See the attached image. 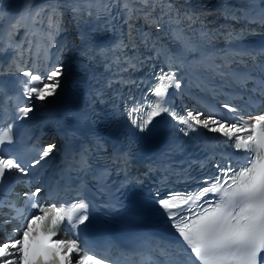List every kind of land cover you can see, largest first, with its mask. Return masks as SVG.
<instances>
[{
  "label": "snow or ice",
  "instance_id": "1",
  "mask_svg": "<svg viewBox=\"0 0 264 264\" xmlns=\"http://www.w3.org/2000/svg\"><path fill=\"white\" fill-rule=\"evenodd\" d=\"M95 3L96 0H80L71 5L72 11L74 15H83L87 11L91 16ZM100 3L102 10L111 14V5L104 4L103 0ZM117 6L127 15V22L142 18L154 30L163 31L167 24L170 32L175 26L177 37L182 35L179 25L195 19L178 8L173 0H117ZM61 7L57 0L38 10L32 18V27L40 25L50 34L59 32L63 27ZM261 20L264 22V15ZM127 46L133 47L131 44ZM184 48L191 51L190 41L184 42ZM170 61L169 70L161 69L159 75L154 76L156 83L148 89L152 102L146 105L142 102L132 109L135 118L131 125L135 130L143 133L152 125L154 118L167 115L184 125L179 130L185 135L198 128L206 129L232 141L234 148L245 150L255 159L248 160L246 166L238 171L231 165L226 168L217 165L221 175L214 180H206V187L194 194L173 193L172 198L160 200V206L171 213V219L180 220L182 226L178 230L191 249L193 264H260L259 254L264 251V112L249 119L243 115L227 119L215 112L205 115L202 111L192 110L184 115L177 113L169 105L167 93L171 88L181 89L182 85L171 71L177 65V58L172 57ZM17 73L25 79L15 119H26L35 109L34 102L43 103L57 94L63 65L57 63L43 73L17 68ZM261 91L264 92V87ZM222 107L231 113L240 112L238 107L228 102ZM13 140L11 123L0 128V145L11 144ZM56 147L52 143L41 145L36 149L37 154L27 162L20 150L9 156L0 152V188L13 176L19 179L28 177L32 169L42 161L46 162ZM42 191V186L24 191L23 208L15 199L7 203L0 199V211L5 207L10 209L9 218L3 223L20 222L0 240V264H106L104 258L96 253L90 255L82 249L77 239H54L65 221L72 229H78L89 221V204L85 199L78 196L77 202L66 208L55 204L45 206L41 200ZM208 194L218 197L215 203L201 202L202 197ZM173 199H179L180 203L173 202ZM193 203L201 211L192 208L190 205ZM28 209L34 211L29 212ZM185 210L191 215H183ZM182 260L180 257L177 264H182Z\"/></svg>",
  "mask_w": 264,
  "mask_h": 264
},
{
  "label": "bare ground",
  "instance_id": "2",
  "mask_svg": "<svg viewBox=\"0 0 264 264\" xmlns=\"http://www.w3.org/2000/svg\"><path fill=\"white\" fill-rule=\"evenodd\" d=\"M49 2L56 3L57 0H0V67L13 69L16 72L18 88L22 93L25 77L17 73V68L43 73L52 65L57 63L63 65L57 94L43 103L34 102V111L24 119L36 120V125L44 123L51 125L45 129V135H50L54 139L53 144L57 145L50 156L53 162L52 168H56V165L62 162L65 148L73 134L69 123L59 118L57 109L67 98L73 96L78 87L81 60L89 49L90 37L85 24V14L74 15L72 11L71 5L80 0H58L63 13V27L59 32L53 31L50 34L40 25L32 27L31 21L35 13L44 9ZM173 2L195 18L193 21H184L179 25L182 35L176 36L175 26L170 32L167 24L163 31L152 32L148 25H142L132 32L133 29H130L131 26L127 22V32L130 36H137V41L132 43L144 53L158 56L157 61L164 71L169 70L170 58H177V65L173 66L171 71L181 81L182 87L179 90L171 88L170 92L180 109L185 112L202 111L205 115L211 113L198 105L196 98L199 96L215 99L221 106L228 102L238 107L240 112L233 113L236 117L238 115H243L245 119L254 117L249 113L251 108L249 104L239 102L235 105L224 93L226 90L238 89V85L230 80L229 71H255L253 62L247 55L229 50L225 43L228 34L240 28H253L264 33V22L261 20L264 15V0H230L229 2L173 0ZM217 7L225 10L223 12L214 10L215 12L207 15L206 19L200 17L202 11L207 12ZM122 14L127 19V15ZM160 32L164 37L159 35ZM9 34L14 41L13 44L8 41ZM186 41H190L191 51L185 50ZM243 85L248 86L249 91L254 90L252 83L245 81ZM257 93H262L260 88H257ZM233 99L239 101L236 97ZM72 111L73 106H69L64 118L68 120ZM47 140V138L43 139L41 145H47ZM34 173L31 172L25 177L26 182L42 186L44 180L42 178L34 180ZM6 215V212L0 214V227L7 226L6 232H11L13 230L11 223H3L9 218ZM4 238L5 234L1 231L0 240Z\"/></svg>",
  "mask_w": 264,
  "mask_h": 264
},
{
  "label": "rangeland",
  "instance_id": "3",
  "mask_svg": "<svg viewBox=\"0 0 264 264\" xmlns=\"http://www.w3.org/2000/svg\"><path fill=\"white\" fill-rule=\"evenodd\" d=\"M180 0H177V2H179ZM230 0H226V2H229ZM49 3H51V2H49ZM49 3H47L46 5H45V7L44 8H46L47 7V5L49 4ZM221 11V12H223L225 9H222V8H220V7H217V8H212V9H210L209 11L207 10V12H201V14H200V17L202 18V19H206L207 18V15H210V13H212V12H215V11ZM126 19V18H125ZM145 22H144V20L142 19V18H138V19H134V20H132L129 24H130V29H133L132 30V32H134V30L135 29H138V28H140V27H142V25H148L149 27H150V29L152 30V32H158V31H160V30H158V29H156V30H154L152 27H151V25H149V24H144ZM126 24H128L127 23V19H126ZM129 27V26H128ZM161 37L163 36V33H161L160 32V34H159ZM129 36H130V33H129ZM164 37V36H163ZM137 41V36H130L129 37V44H131V45H133L134 46V43H132V42H136ZM136 46V45H135ZM13 71V70H12ZM47 141H46V143L47 144H49V143H54V139L49 135L48 137H47Z\"/></svg>",
  "mask_w": 264,
  "mask_h": 264
}]
</instances>
